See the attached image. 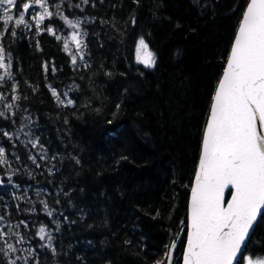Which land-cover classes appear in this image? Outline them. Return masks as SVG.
Here are the masks:
<instances>
[{
    "label": "trees",
    "instance_id": "16d2710c",
    "mask_svg": "<svg viewBox=\"0 0 264 264\" xmlns=\"http://www.w3.org/2000/svg\"><path fill=\"white\" fill-rule=\"evenodd\" d=\"M248 2L44 0L39 27L29 12L0 22L13 77L0 87V264H167L179 238L181 264L212 96ZM141 38L151 68L136 61ZM243 255L264 256V217Z\"/></svg>",
    "mask_w": 264,
    "mask_h": 264
},
{
    "label": "snow or ice",
    "instance_id": "6c2138e0",
    "mask_svg": "<svg viewBox=\"0 0 264 264\" xmlns=\"http://www.w3.org/2000/svg\"><path fill=\"white\" fill-rule=\"evenodd\" d=\"M34 2L43 9L36 17L39 27L51 13L44 0ZM18 6V0H0L4 25L13 21L9 13ZM30 7L22 3L15 25L25 23L24 13ZM72 40L80 47L82 42L75 35ZM2 61L0 49V67H5ZM137 62L148 68L155 63L143 39L137 45ZM4 155L0 148V164L5 162ZM258 216L264 217V0H250L212 96L191 188L183 264H240L241 259L245 264H264V259L244 256L242 248ZM39 231L43 234L45 229ZM172 248L175 243L165 255L168 264ZM8 250L12 251L11 245Z\"/></svg>",
    "mask_w": 264,
    "mask_h": 264
},
{
    "label": "rangeland",
    "instance_id": "374dc122",
    "mask_svg": "<svg viewBox=\"0 0 264 264\" xmlns=\"http://www.w3.org/2000/svg\"><path fill=\"white\" fill-rule=\"evenodd\" d=\"M30 5H31V7H30V9H29V17L30 18H32V19H34L35 21H36V17H37V15L38 14H41L43 11V9L39 6V5H36L35 4V2H34V0H30L29 2H28ZM45 4V3H44ZM46 6H47V4H45ZM4 7H8V6H4ZM13 10V9H12ZM0 11H2V10H0ZM9 14H13V12H10ZM2 16H3V12H1L0 13V22L2 21ZM15 19H17V18H14L13 19V21H12V23H13V25H15ZM3 22V21H2ZM73 35H75L76 36V38H77V40L79 41V39H78V37H77V35L76 34H70V35H68L67 36V42L69 43V44H71V45H74V46H76V42H74L73 40H72V36ZM1 37V36H0ZM141 39H143V38H141ZM141 39H139L138 41H137V43H136V47H135V57H136V61H137V45H138V43H139V41L141 40ZM144 40V39H143ZM144 42H145V44L147 45V43H146V41L144 40ZM148 46V45H147ZM78 50H76V51H74V57L76 58L77 56H78V52H77ZM148 51L149 52H151L152 53V55H153V58H154V54H153V52L149 49V47H148ZM2 63L5 65V67H0V87L1 86H3V85H5V84H12L13 82H12V73H11V71H10V66H9V61L7 60V58H6V55L5 54H3V61H2ZM141 64V63H140ZM143 65V64H142ZM11 87V86H10ZM7 96H10V97H12L13 96V92H12V90H8L7 91V93H6V95H4V99H5V101H8V97ZM2 98H3V96H2V92L0 91V101L2 100ZM245 256H247V255H245ZM257 259H264V257H262V256H256L255 258H254V260H257ZM240 264H245V261L244 260H242L241 259V263Z\"/></svg>",
    "mask_w": 264,
    "mask_h": 264
},
{
    "label": "water",
    "instance_id": "95a60500",
    "mask_svg": "<svg viewBox=\"0 0 264 264\" xmlns=\"http://www.w3.org/2000/svg\"><path fill=\"white\" fill-rule=\"evenodd\" d=\"M249 2H250V0H249ZM245 10H246V8H245ZM245 10H244V11H245ZM241 19H242V17H241ZM238 27H239V25H238ZM237 30H238V28H237ZM229 54H230V52H229ZM226 66H227V60H226V65H225V67H226ZM225 67H224V69H225ZM223 71H224V70H223ZM222 76H223V73H222ZM222 76H221V78H222ZM221 78H220V79H221ZM209 114H210V112H209ZM208 118H209V115H208ZM208 118H207V120H208ZM198 163H199V162H198ZM197 167H198V166H197ZM194 180H195V176H194V179H193V182H192V186H193V184H194ZM192 186H191V188H192ZM190 201H191V189H190V194H189V198H188V210H189V204H190ZM260 217H261V216H258V220H257V222H256V224H255V226H254V228H253L252 230H250V234H249V236L246 238L245 244L242 246L243 251H244L245 246H246V244H247V242H248V240H249V238H250L252 232L254 231V229H255V227H256V225H257V223H258ZM179 242H180V238L178 239V243H179ZM186 243H187V238H186ZM186 243H185V246H184V251H185V249H186ZM177 246H178V245H176L175 248L171 251L172 256H173V254H174V252H175ZM184 251H183V254H184ZM183 254H182V262H181V264H183ZM239 255H240V254L238 253V256H239ZM167 264H168V261H167ZM233 264H236V261H234Z\"/></svg>",
    "mask_w": 264,
    "mask_h": 264
},
{
    "label": "flooded vegetation",
    "instance_id": "af4514ba",
    "mask_svg": "<svg viewBox=\"0 0 264 264\" xmlns=\"http://www.w3.org/2000/svg\"><path fill=\"white\" fill-rule=\"evenodd\" d=\"M247 257H249V258H251V259H253L254 260V258L256 257V256H250V255H248ZM262 257H264V256H262Z\"/></svg>",
    "mask_w": 264,
    "mask_h": 264
}]
</instances>
